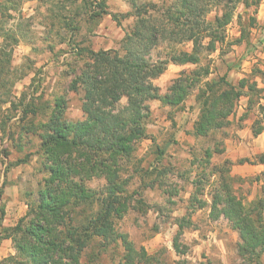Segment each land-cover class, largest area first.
<instances>
[{"label": "trees", "instance_id": "16d2710c", "mask_svg": "<svg viewBox=\"0 0 264 264\" xmlns=\"http://www.w3.org/2000/svg\"><path fill=\"white\" fill-rule=\"evenodd\" d=\"M22 1L0 0V117L15 108L21 110V120L28 119L26 132L39 136L40 170L45 176L37 191L25 193L27 209L14 225L3 226L5 204L1 202L0 241L10 238L15 253L1 259L0 264H83L88 250L96 258L109 247L120 248L119 264H173L163 253H149L144 246H137L129 233L116 226L130 209L138 203L144 205L142 198L135 199L129 193L134 174L129 168L138 143L148 137L150 102L158 100L169 108L178 107L198 90L199 115L193 132L205 136L228 125L236 105L247 96L245 113L254 105L259 112L252 132L262 133L263 88L252 79L262 71L254 70L234 83L226 74L209 77V65H201L203 55L218 49L224 53L223 46L228 45L226 28L234 19L239 24V35L232 42L250 43L252 29L258 26L256 13L261 0H126L131 10L123 16L133 17V23L125 29L118 48L99 50H94L90 42L74 39L80 30L75 18L88 12L90 18L100 22L109 14L106 0H84L70 15L58 13L69 8L70 0H39L48 4L46 16L52 22L47 40L55 21H60L67 33L57 35L61 37L59 43L69 45L73 56L67 76L68 89L80 94L83 116L77 119L68 117L69 100L64 93H54L51 99L38 102L33 95L23 93L18 99L15 95L16 83L28 71L23 65H14L13 52L26 33L21 27L19 32L5 24L14 18L11 10H18ZM90 5L96 9L88 11ZM239 5L244 7L241 12L237 11ZM112 17L121 24L119 16L113 13ZM163 45L164 54L159 52L154 57L153 52ZM169 64L194 67L181 70L162 92L155 79L166 72ZM123 98L126 104L121 105ZM207 156L211 157L212 152L207 151ZM225 162L228 167L216 166L218 179L210 203L199 197V182L193 183L186 214L176 221L174 249L178 254L185 253L178 237L185 227L192 226L190 213L195 204L197 208L208 204L211 219L223 216L238 232V253L245 263L264 264V185L259 196L245 203L231 185L233 161ZM244 162L264 163V152L254 160H239ZM132 165L134 172H150L139 168L135 161ZM8 170L9 164L3 172L0 169V179L4 176L0 198ZM94 180H103V184L90 186ZM174 263L184 264L178 260Z\"/></svg>", "mask_w": 264, "mask_h": 264}, {"label": "rangeland", "instance_id": "374dc122", "mask_svg": "<svg viewBox=\"0 0 264 264\" xmlns=\"http://www.w3.org/2000/svg\"><path fill=\"white\" fill-rule=\"evenodd\" d=\"M100 1L98 0V3ZM124 1L128 7L125 10L130 11L131 5ZM142 1L162 2V0H139V2ZM83 2L84 0H70L67 3L69 8L64 7L58 13L70 15V11H77L76 9ZM118 5L116 0H106V9L111 15L115 13L119 16L120 21H124V29H126L133 23L134 18L124 17V10H120ZM47 7L48 4L39 0H24L18 5V10H11L14 18L5 24L6 28L19 32L21 27L26 33L25 39L21 37L20 42L15 45L13 63L17 66L23 65L28 75L16 83L14 92L17 99L25 93L28 97L35 96L37 102L51 99L54 93H64L69 100L68 117L81 118L83 113L80 108V94L68 89L70 81V76H67L70 70L68 63L73 61V56L67 43L64 42L65 45L64 43L61 45L58 42L61 37L57 34L66 35L67 33L62 23L55 21L56 25L53 26L55 28L47 40L49 26L52 23L46 16ZM88 7V11L96 9L93 5ZM114 9L119 10L115 12ZM243 10L244 7L239 5L237 11ZM87 13L76 16L80 30L76 31L74 39L76 41L83 39L85 42L94 44V41H99L98 36H100L96 32L98 23L96 18H90ZM213 15L214 12L209 14L210 17ZM260 27L252 31L249 44L233 43V39L239 35V24L234 19L226 28L228 45L223 46L224 53L218 49L210 55H203L201 65H209L212 74L209 77L226 74L230 81L237 83L241 75L243 76V69L250 65L246 64V61L252 62L254 56H257V51L264 50V26ZM1 39L0 37V41ZM29 40L32 41L31 44ZM52 44L55 48L50 47ZM117 44L120 45L118 42ZM164 47L163 45L155 50L153 56L157 57L159 52L164 54ZM50 54L55 63L47 66L46 56ZM227 60L228 71H225ZM253 67L254 70L260 68L257 64ZM179 72L168 70L155 79V83L164 92ZM256 76L264 80L263 73L256 74L252 79ZM197 92L198 90H194L183 105L178 107L169 108L158 100L150 102L151 118L147 126L148 137L138 143L134 159L139 168L141 166L149 169L150 172L145 175L143 170L134 172L132 165L134 161L129 168V172L134 173L132 182L128 186L129 193H132L135 199L142 198L144 205L138 203L117 221L116 226L119 231L129 233L137 246H144L149 253H163L173 264H176L174 260L184 264H246L238 253L240 241L238 232L223 216L216 220L211 219L208 204L203 208H197L195 204V209L190 213L192 226L185 227L178 237V243L185 253L178 254L173 246V239L178 229L176 221L186 214L188 200L194 190L193 183L199 182L202 192L199 197L210 203V193L218 179L216 166L228 167V163L225 162L229 159L228 140L237 135L235 130L244 124V120L254 122L257 118V105L246 113L239 107L241 103H246L247 96H243L240 99L242 102H238L234 114L230 116L228 125L208 135L195 136L193 125L199 115ZM261 95L264 96V91ZM261 102L264 103V98H261ZM124 104H126L125 98L121 101V105ZM4 113V117H0V169L3 172L9 164V170L6 176L7 182L3 187L4 194L0 199L6 206L10 205L12 196H15L25 212L27 209L25 193L37 191L39 182L45 176L40 170L39 136L26 132L28 119L21 120L20 109L14 108ZM207 151L212 152L211 157L207 156ZM234 164L233 162L230 166L231 175H233ZM3 179L4 176L0 179V186ZM153 180L156 182L151 186ZM231 182L235 193L248 203L261 194L264 172L246 178L233 175ZM102 184L103 180H94L89 183L95 188ZM10 206L14 207V205ZM119 251L120 248L109 247L107 251L95 258L88 250L83 258V264H119Z\"/></svg>", "mask_w": 264, "mask_h": 264}, {"label": "crops", "instance_id": "0c3cea01", "mask_svg": "<svg viewBox=\"0 0 264 264\" xmlns=\"http://www.w3.org/2000/svg\"><path fill=\"white\" fill-rule=\"evenodd\" d=\"M116 1L119 4L118 6L120 10L123 9L124 10L123 12L126 13L127 10L125 9L128 7L125 1L124 0H116ZM30 10L32 11V9ZM118 10L119 9H114L113 11L117 12ZM256 17L258 21L257 27L264 26V0L260 1L259 7L257 9ZM124 25H125L124 21H121V24H118L117 21L113 19L110 13L105 14L103 18L100 20V22H98V26H97L98 29L96 30V32L100 34V36H98L99 41L98 42L94 41V44L91 43L92 48L94 50L118 48L119 44H117V42L120 43V41L125 35ZM257 27L253 28L252 31L258 29ZM101 39L104 41H102ZM256 54L257 56H254L252 62L251 60L246 61V64H250V65H248L247 68L243 69L244 70V72L242 73L243 76L241 75L240 78L250 76L255 69L253 67L255 66V64L259 65L260 68L258 70H261L262 73L264 74V50L263 51L258 50ZM51 56H52L51 54L46 56V60H48L47 66H52L55 63L54 59ZM226 63H227L226 65L227 68L225 71H228V60L226 61ZM188 66H193V65L169 64L166 72L168 70H175L179 72L187 68ZM232 66H236V65H232ZM255 80L258 82V86L263 88L264 91V80L262 78H258V76H256ZM247 98L248 97H246V103H241L239 105V107L242 109L243 112H245ZM240 102H242V100H240ZM258 114L259 112L257 111L256 116H258ZM252 124H253L252 120L250 122L248 120H244V124L242 126H239L235 130L237 135H234L232 138L228 140V158L235 163L233 165L232 174L238 175L241 178H246L251 175H256L264 172V163H249V162L239 163V160L243 158H249L251 160H254L258 154L264 152V131L258 135H254L252 132ZM11 199L12 200H10L9 203L10 205H14V207L10 206L9 204L5 206V216L2 220L3 226L14 225L17 222L18 218L25 213L24 208L21 206V204H19L20 202L18 201V199L15 196H12ZM0 204H1V199H0ZM14 253H15V248L13 246L12 240L10 238H3L0 241V260Z\"/></svg>", "mask_w": 264, "mask_h": 264}]
</instances>
